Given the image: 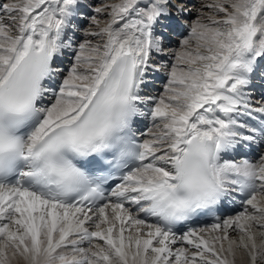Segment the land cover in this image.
<instances>
[{
	"label": "snow or ice",
	"instance_id": "1",
	"mask_svg": "<svg viewBox=\"0 0 264 264\" xmlns=\"http://www.w3.org/2000/svg\"><path fill=\"white\" fill-rule=\"evenodd\" d=\"M257 79L264 0H0V264H264Z\"/></svg>",
	"mask_w": 264,
	"mask_h": 264
},
{
	"label": "bare ground",
	"instance_id": "2",
	"mask_svg": "<svg viewBox=\"0 0 264 264\" xmlns=\"http://www.w3.org/2000/svg\"><path fill=\"white\" fill-rule=\"evenodd\" d=\"M176 50H177V49H176ZM255 98H256V99H259L257 96H255ZM231 235L233 236V238H235V236L238 235V233H236V235H235V233H232ZM177 246H180V245L178 244ZM183 246L191 248V246L188 245L186 242L184 243ZM240 252H241V251H240ZM242 257H243V259H242ZM240 258H241L242 261H244L245 264H247L246 256H245V255L240 256Z\"/></svg>",
	"mask_w": 264,
	"mask_h": 264
},
{
	"label": "rangeland",
	"instance_id": "3",
	"mask_svg": "<svg viewBox=\"0 0 264 264\" xmlns=\"http://www.w3.org/2000/svg\"><path fill=\"white\" fill-rule=\"evenodd\" d=\"M179 47H177V49H179ZM235 235H236V233H235ZM242 255H245L242 251L241 252L240 251L237 252L236 264H245L244 261H242L241 258H240V256H242ZM242 259H243V257H242Z\"/></svg>",
	"mask_w": 264,
	"mask_h": 264
}]
</instances>
